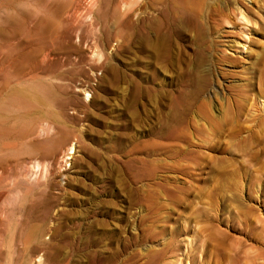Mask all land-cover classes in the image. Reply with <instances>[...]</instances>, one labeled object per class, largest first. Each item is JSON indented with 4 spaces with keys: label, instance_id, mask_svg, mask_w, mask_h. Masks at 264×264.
Listing matches in <instances>:
<instances>
[{
    "label": "rangeland",
    "instance_id": "374dc122",
    "mask_svg": "<svg viewBox=\"0 0 264 264\" xmlns=\"http://www.w3.org/2000/svg\"><path fill=\"white\" fill-rule=\"evenodd\" d=\"M8 1L0 0V15ZM82 1L69 23L82 41L73 33L50 45L53 57L73 58L77 44L84 60L54 70L63 89L47 105L49 121L69 127L66 142L54 154L1 152L16 155L7 154L13 160L0 174L1 243L44 208L39 223L57 233L39 240L61 249L40 250V241L24 252L1 248L0 264H264V0H202V37H174L164 68L127 46L142 18L126 23L122 1L131 0H116L118 16L101 22L91 8L87 27ZM235 5L249 22L232 14ZM199 49L194 83L184 70L200 62ZM68 143L74 152L59 168ZM45 162L44 174L24 180L26 167ZM16 189L20 201L8 202Z\"/></svg>",
    "mask_w": 264,
    "mask_h": 264
},
{
    "label": "bare ground",
    "instance_id": "6f19581e",
    "mask_svg": "<svg viewBox=\"0 0 264 264\" xmlns=\"http://www.w3.org/2000/svg\"><path fill=\"white\" fill-rule=\"evenodd\" d=\"M48 1L49 0H9L6 7L3 9V13H1L2 15H0V174L5 172L4 170H6V167L12 162L13 157H16V155H11L10 153L7 154L13 157L1 153L2 151L13 149L18 153V151L24 149L29 152L42 151L46 154H54L56 147L65 143L69 134V127L61 121V119L56 120V122L49 121L53 114L51 110L47 108V105L50 106L54 100L60 98L57 95L58 90L63 87L55 80L61 78V75L58 74L59 71H54L56 67L65 65L78 66L82 63L83 55L78 45L73 43L74 49L77 52L76 56L73 58L67 56L53 57L54 53L51 55L53 50L51 51L52 48L50 45L53 43H62L61 39L65 40L70 36L72 37L73 33H75V36L73 35L74 39L76 37L80 40V37L77 36L78 27L75 28L73 26L75 22L72 27L69 26V23L76 19L77 6L81 0H51L52 2H50L53 4L54 1L58 3L55 5L56 8H54L55 6H53V4L51 6L49 5V8L52 7L53 9L47 8V5L50 4ZM87 2L89 3L86 9L89 11L87 10L88 12L84 13L80 18V22H85V24L86 21L92 18L90 9L93 7L98 9L95 19L96 22H101L108 16H118V9L121 7H118L119 3L118 1L116 2V0H88ZM130 3L133 4L129 5L122 1L124 9L122 14L125 17L126 23L132 27L136 26L133 21L134 17H132L135 13L142 14V18L140 17L141 19L140 22H138V26L127 32L126 42L128 44L127 46L130 47L131 53L139 55L143 60L155 59L160 63V68L161 66L164 68V64L170 59H168L171 55L170 51L172 47L175 46L173 44L174 37L182 36L184 38L187 34L193 36L191 35L192 32L195 33L194 35L196 37H202L201 35L203 34L205 25H203L204 21L202 18L204 16L202 13V0H131ZM68 6L69 9H71L70 13ZM242 7L241 5H235L233 9L230 10L232 14H239L240 19L249 22L246 18L244 8ZM62 13H66V17L64 15L62 18ZM218 13L220 14V11ZM79 15L80 11L78 16ZM222 19L224 22H228L226 17ZM91 20L92 19L89 20L86 27L94 25ZM96 22L95 25H97ZM92 28L97 33V26H92ZM81 37L84 38V36ZM97 37L98 36H96V38ZM192 38H194V36ZM88 40L84 42V45L90 48L93 44H90L92 41L88 42ZM93 40H95V38ZM81 41L82 40H80V42ZM55 44L53 46H55ZM199 44L198 47H200ZM177 49H179V46H177ZM194 53V56L197 55L199 57L200 62L194 65L195 68L191 66L187 71L184 70V72L189 76L190 81L196 83L202 78L201 72L197 68L204 58L202 55L203 52L200 51V49L197 53ZM137 55L134 59L137 58ZM194 64H196V62ZM72 152H74V147L71 143L67 146L66 150L57 157L55 161L58 165L57 167L60 168V163L66 162V159L70 157L68 153L70 154ZM50 165V162H45L43 167L40 166V169H34L36 168L34 166V168H32L34 170L28 169V166V168L26 167L23 170L22 176L25 178L24 180H26V182H30L34 180L37 174H44ZM4 175H7V173H4ZM15 176L17 175H14V177ZM12 193V195L10 194V199L8 198L7 201H11L12 203L13 200V202L17 203L20 198V190L16 189ZM6 197L9 196L7 195ZM42 210L44 214L42 217L40 216V218L39 215L38 218H27L25 215V219H27L24 220L23 224L17 220L19 222H17V224H21V229L18 234L17 232L14 233L18 236V239H14L18 241H9V243L3 239L2 242L4 243H1V239L0 243L2 245H0V249L3 248L2 251L6 249L7 251L17 250L16 252H18V250H20L24 252V250L29 248L31 241H40L39 238L45 232H51L53 235L57 233V230L52 229L50 226L47 229L45 228V230L43 228L45 225L42 226L39 223L46 218L48 212V209L44 210L43 208ZM1 219L2 217H0V220ZM17 228L19 227L17 226ZM1 238H3V236H1ZM46 244L47 242L40 241L39 246L35 247H40V250H45L47 248L57 249L61 247L60 245L48 246ZM93 244L92 242L82 243L80 247H92Z\"/></svg>",
    "mask_w": 264,
    "mask_h": 264
}]
</instances>
